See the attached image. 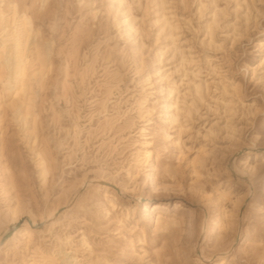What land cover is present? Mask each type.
<instances>
[{"label": "rangeland", "instance_id": "obj_1", "mask_svg": "<svg viewBox=\"0 0 264 264\" xmlns=\"http://www.w3.org/2000/svg\"><path fill=\"white\" fill-rule=\"evenodd\" d=\"M13 4L47 67L0 51V264H264V0Z\"/></svg>", "mask_w": 264, "mask_h": 264}, {"label": "bare ground", "instance_id": "obj_2", "mask_svg": "<svg viewBox=\"0 0 264 264\" xmlns=\"http://www.w3.org/2000/svg\"><path fill=\"white\" fill-rule=\"evenodd\" d=\"M10 9L12 10L11 17L7 15L4 10L0 9V28L3 31L2 35L0 36V51L1 53H5L6 55L2 71L8 69V72L10 74L7 78H3L7 79L9 87L12 85L11 89H13L14 92L25 93L30 90V85H32V83L38 84L41 82L42 77L45 73L44 69H46L47 66L46 61L43 59L41 53L37 52V56L40 59L39 72L37 74L28 73L26 53L28 44L33 37V34L35 33L33 21L31 17L25 12L20 15L18 6L16 4H13ZM164 26L172 29V26H170L167 21H164ZM12 28H15V30H12ZM28 82H30V85H27ZM36 157L38 158L36 165L39 171V175L42 177L43 181L46 182L52 171L50 159L44 157L41 153H37ZM87 183L88 182H86L85 180H82L80 182L81 187L86 186ZM91 183H95L98 188H104L106 194L105 196H110L108 192L112 188L104 185V183L106 182L101 183L100 181H92ZM139 198L140 197L137 198V201H139ZM7 212L14 225H20L21 223H23L21 224V226L15 227V230L13 231L15 232L13 240H21L25 247L35 245L33 241L36 234L35 229L37 223L34 220L33 216L31 214L24 216L20 210L19 205L9 208ZM152 213L150 214L152 215ZM222 224L220 225V227H222ZM8 242L9 240L7 239H0V252H2L3 249L7 248ZM201 252L202 249L199 251L200 255ZM59 253L61 254L62 251H59L58 254ZM225 253L226 251L224 252V254ZM205 260L207 262H211L210 258H206Z\"/></svg>", "mask_w": 264, "mask_h": 264}]
</instances>
